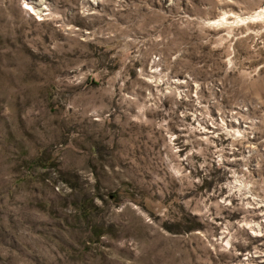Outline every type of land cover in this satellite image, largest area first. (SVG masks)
<instances>
[{"label": "rangeland", "instance_id": "1", "mask_svg": "<svg viewBox=\"0 0 264 264\" xmlns=\"http://www.w3.org/2000/svg\"><path fill=\"white\" fill-rule=\"evenodd\" d=\"M0 264H264V0H0Z\"/></svg>", "mask_w": 264, "mask_h": 264}, {"label": "bare ground", "instance_id": "2", "mask_svg": "<svg viewBox=\"0 0 264 264\" xmlns=\"http://www.w3.org/2000/svg\"><path fill=\"white\" fill-rule=\"evenodd\" d=\"M215 22V21H214ZM219 22V21H218ZM213 23V22H212ZM216 23V22H215Z\"/></svg>", "mask_w": 264, "mask_h": 264}]
</instances>
